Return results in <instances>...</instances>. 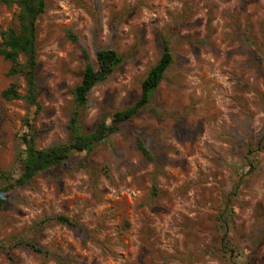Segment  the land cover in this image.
Segmentation results:
<instances>
[{"label": "rangeland", "instance_id": "obj_1", "mask_svg": "<svg viewBox=\"0 0 264 264\" xmlns=\"http://www.w3.org/2000/svg\"><path fill=\"white\" fill-rule=\"evenodd\" d=\"M17 11L0 0V32ZM36 24V114L1 96L26 85L0 56V169L18 170L28 115L36 147L68 140L72 91L99 49L123 61L91 88L85 131L137 100L164 40L173 61L120 132L6 193L0 264H264V0H47ZM242 175L227 252L217 215Z\"/></svg>", "mask_w": 264, "mask_h": 264}, {"label": "trees", "instance_id": "obj_2", "mask_svg": "<svg viewBox=\"0 0 264 264\" xmlns=\"http://www.w3.org/2000/svg\"><path fill=\"white\" fill-rule=\"evenodd\" d=\"M47 0H15L18 11L16 13V26L8 27L0 32V56L10 63L9 76H24L25 93H19L17 83L13 82L1 92L5 99L23 98L34 114L40 109L39 88L36 79L38 67L37 59V24L38 18L45 12ZM25 58L22 63L21 57ZM97 67L90 62L85 64L80 82L74 87L73 109L67 124L68 140L48 147L38 148L34 142L33 117L26 116L24 120L25 131L20 134L21 150L17 154V169H0V212L7 203L6 193L17 186L25 185L40 173L65 164L76 153H90L98 144L106 141L111 135L121 131V124L129 121L151 103L166 70L173 61V55L166 40L162 43L161 55L158 61L149 69L141 81V95L132 104L115 111L107 122L100 118L91 131H85L80 116L88 103V94L97 82L102 81L122 63L123 57L114 49L102 48L96 52ZM136 146L139 152L147 159L151 154L146 148L143 139L136 135ZM262 149L258 146L249 150V155ZM249 172L254 169L255 159L250 160ZM247 174V173H246ZM242 176L234 189L226 196L222 209L217 215L221 233L222 249L230 252L229 232L232 224V199L238 195V188ZM55 220L79 229L74 220L64 215H57ZM47 221V220H46ZM45 221L41 222L44 223ZM36 252H45L40 246L31 242L28 244ZM9 257L13 256L9 253Z\"/></svg>", "mask_w": 264, "mask_h": 264}]
</instances>
